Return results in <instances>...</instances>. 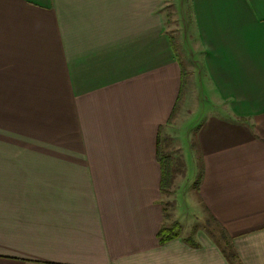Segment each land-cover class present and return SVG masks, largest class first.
<instances>
[{"label": "crops", "instance_id": "obj_1", "mask_svg": "<svg viewBox=\"0 0 264 264\" xmlns=\"http://www.w3.org/2000/svg\"><path fill=\"white\" fill-rule=\"evenodd\" d=\"M166 1L0 0V264H264V0H177L209 83L181 130ZM179 176L235 260L158 242Z\"/></svg>", "mask_w": 264, "mask_h": 264}, {"label": "rangeland", "instance_id": "obj_2", "mask_svg": "<svg viewBox=\"0 0 264 264\" xmlns=\"http://www.w3.org/2000/svg\"><path fill=\"white\" fill-rule=\"evenodd\" d=\"M181 1L177 2V0H167L160 11L164 16L165 28L174 40V47H176L179 60H181L183 70L185 71L182 100L180 101H183L180 103L181 105L184 104V99H186V107L184 112L185 116L183 118L178 117L179 110L176 112V114H174L169 124L171 127H173V130L186 129L187 124L189 123L188 121L191 120L192 115L196 113L202 106L203 100L201 98L199 99V97H204L205 92H207V87L202 85L200 80H202L205 85H209L206 74L204 77L205 80L202 76L201 79L199 78V76L202 74L203 65L198 58H194L192 47L189 49V46L187 45L193 44V48L198 49L196 47L197 41H192L187 37L188 33L186 26L188 25L186 21L187 19L189 20L190 17L186 16L185 8L182 9V4L180 3ZM203 107H205V113L208 112V106L204 105ZM195 128L196 127L194 126L189 128L187 133L192 137V142L195 132L193 129ZM169 129L171 131L172 128ZM173 135H175L174 132ZM170 139L174 145L177 144V139L175 137V141L172 138ZM178 140L180 141L181 139L179 138ZM180 145L184 150L185 147H183L182 141ZM171 150H174V148L170 147L169 151ZM181 153V151L171 153V156H173L175 159L170 157L173 161L179 160L181 162V165L178 169L180 174L184 173L183 156ZM182 175L183 174H181V176ZM181 176L175 178V182L168 194L163 197L165 199V210L167 214L165 218V225L162 226L171 227L176 223L177 231L180 233L179 237H184V239L190 238L195 242L199 240L213 241L225 249L223 251L227 256H230V243L225 241L227 240V237L225 236L222 238V231L218 223L210 218L203 208H194L192 206L191 200L193 195L191 196L190 191H192L193 187L189 186L188 184L181 185L183 182L176 181Z\"/></svg>", "mask_w": 264, "mask_h": 264}, {"label": "trees", "instance_id": "obj_3", "mask_svg": "<svg viewBox=\"0 0 264 264\" xmlns=\"http://www.w3.org/2000/svg\"><path fill=\"white\" fill-rule=\"evenodd\" d=\"M169 175V172L167 173V169L164 167V171H163V180L165 181V178L166 180L168 179V175ZM180 236V233L177 231V224L175 223L174 225H172L171 227H165V226H162L160 228V230L158 231V234H157V238H158V242L159 243H164L172 238H177ZM222 238L225 236L223 233H222ZM186 241L189 242L190 244H196V242L193 240V239H190V238H186ZM230 260H235L236 259V255L235 253L233 252L232 250V246L230 245Z\"/></svg>", "mask_w": 264, "mask_h": 264}]
</instances>
